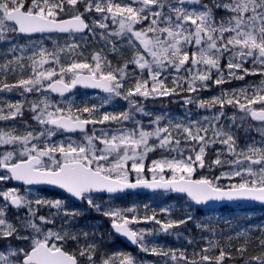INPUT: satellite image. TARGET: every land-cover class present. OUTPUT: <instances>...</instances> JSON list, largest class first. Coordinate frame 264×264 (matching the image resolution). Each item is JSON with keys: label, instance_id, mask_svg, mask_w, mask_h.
Masks as SVG:
<instances>
[{"label": "snow or ice", "instance_id": "obj_1", "mask_svg": "<svg viewBox=\"0 0 264 264\" xmlns=\"http://www.w3.org/2000/svg\"><path fill=\"white\" fill-rule=\"evenodd\" d=\"M0 264H264V0H0Z\"/></svg>", "mask_w": 264, "mask_h": 264}, {"label": "rangeland", "instance_id": "obj_2", "mask_svg": "<svg viewBox=\"0 0 264 264\" xmlns=\"http://www.w3.org/2000/svg\"><path fill=\"white\" fill-rule=\"evenodd\" d=\"M152 198V193L151 194H146V195H128L127 197L124 198L123 201H117V203H131L132 201H137V202H141V203H147L150 201V199ZM155 202V201H153ZM95 215V214H93ZM161 239L163 240H168L170 238H165V237H162ZM115 245L119 246V247H122L124 249H126L127 251L129 252H132V253H136L137 252V249L134 248V249H129L127 248L118 238L115 239V241L113 242Z\"/></svg>", "mask_w": 264, "mask_h": 264}, {"label": "water", "instance_id": "obj_3", "mask_svg": "<svg viewBox=\"0 0 264 264\" xmlns=\"http://www.w3.org/2000/svg\"><path fill=\"white\" fill-rule=\"evenodd\" d=\"M135 195H145V194H151L150 192H148L147 190H137L136 193H134ZM133 195V194H130ZM127 248L129 249H134L135 247L133 245H131L129 242H127L126 240H124L123 238H119L117 237Z\"/></svg>", "mask_w": 264, "mask_h": 264}, {"label": "trees", "instance_id": "obj_4", "mask_svg": "<svg viewBox=\"0 0 264 264\" xmlns=\"http://www.w3.org/2000/svg\"><path fill=\"white\" fill-rule=\"evenodd\" d=\"M144 196V195H143Z\"/></svg>", "mask_w": 264, "mask_h": 264}]
</instances>
